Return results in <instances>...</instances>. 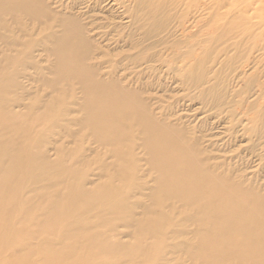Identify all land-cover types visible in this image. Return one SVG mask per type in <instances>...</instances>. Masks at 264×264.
Segmentation results:
<instances>
[{
	"label": "bare ground",
	"instance_id": "6f19581e",
	"mask_svg": "<svg viewBox=\"0 0 264 264\" xmlns=\"http://www.w3.org/2000/svg\"><path fill=\"white\" fill-rule=\"evenodd\" d=\"M229 3L0 0V14L11 15L0 22V264L34 262L31 254L44 259L41 264H124V259L95 258L99 251L137 264H264V184L247 177L236 163L224 167L214 159L231 160L224 155L229 142L217 148L210 139L204 142L203 125L197 128V136L190 137L195 129L181 118L170 120L177 99L167 103L150 95L159 90L166 98L163 92L170 91L169 80L187 92L188 102L197 101L216 115L226 113L233 118L238 107L253 109L251 131L256 137L264 136V104L259 100L264 94V11L256 13L258 23L252 22V15H245L248 8L226 11ZM203 13L204 23L211 24L200 35L196 27ZM222 19L225 22L219 23ZM41 56L49 64L40 73H48L54 85L68 75L85 74L93 79L77 81L83 97L70 105L84 109L85 121L91 126L94 121L98 124L93 134L97 142L122 141L124 135H111L107 127L128 118L130 111L135 114L142 128L140 146L149 156L145 158L148 169L156 172L150 186L145 168V173L137 175L141 158L130 154L131 160L123 165L93 158L99 176L114 171L98 184L111 190L87 189L85 175L58 159L50 160L42 151L27 154L24 144L10 135H22L26 129L12 127L21 116L12 111L15 106L9 105L7 95L23 89L20 78L36 77L38 73L29 66L43 60ZM238 82L246 88H238ZM141 93L147 95L141 97ZM254 94L260 97L248 102ZM90 100L93 104L88 106ZM135 104L147 109L139 111ZM11 141L16 145H9ZM111 152L118 156L123 150ZM24 158L29 165L19 179ZM83 160L80 156L78 162ZM211 168L221 169L222 176L209 180L201 174ZM117 185L132 191L125 193L114 188ZM145 189L150 191L143 193ZM143 197L150 202L141 204V214L135 215L136 203ZM35 205L39 206L38 219L23 224L34 215ZM157 205L165 212L164 224L149 217L155 215L152 208ZM122 228L133 238L130 242L113 240L123 233ZM43 232L53 237H41L39 246L20 237H37ZM160 234L166 238H159ZM233 236L238 239L232 240ZM8 237L15 240L6 241Z\"/></svg>",
	"mask_w": 264,
	"mask_h": 264
},
{
	"label": "rangeland",
	"instance_id": "374dc122",
	"mask_svg": "<svg viewBox=\"0 0 264 264\" xmlns=\"http://www.w3.org/2000/svg\"><path fill=\"white\" fill-rule=\"evenodd\" d=\"M1 1L3 2L4 0ZM228 1L230 2L229 6L227 8H224L226 9V11L232 12L239 8H248V10L250 11H248L245 15H252V22H259L260 18L257 17L256 13H262V11H264V0ZM5 14V12H2L0 14V22L9 20V18L11 17V15H9L8 13L6 15ZM13 16L16 18L21 17L19 13H15ZM199 18L200 21L197 23L198 25L196 28L199 31V34L202 35L209 30L208 28L210 26L208 25H210L211 23H204V20L206 19L204 13L202 14V16L200 15ZM218 22L224 23L225 21L222 19L218 20ZM215 23H217V21H215ZM193 30L195 29L193 28ZM0 31H3V29L1 28ZM6 33L10 35L9 32ZM39 58L43 60H37L38 62H31L29 66L32 68L30 71L38 73L36 77L24 76L20 78V83L23 89L21 91L17 90V92H11L9 95H7V98H9V105L13 104L15 106L14 108H12V111L21 116L15 120L17 124L12 125V127H15L17 125L22 126L26 129L25 133L22 135L21 133H19L18 136H13L12 134L10 135L14 137L15 140H19L24 144L25 152L27 154L29 152L32 154H36L38 151H42L50 160L58 159V161H61L65 167L73 168L76 171L80 172L82 175H85L87 189H91L94 191L100 189L111 190L105 189L104 187L100 188V185L98 184H101L105 179H107L106 176L113 175L114 171L108 170L105 176H99V171L97 165L95 164L96 159L93 158H97V156H99L101 158H106L108 162H113L117 165H123L128 163L129 160H131L130 154H133V156L136 158H141L137 162V165H139L140 167V170H137V175L143 173V171L145 173L147 170L148 173L145 179L147 182H149L150 186V183L156 176V172H154L153 170L150 171L148 169V165L145 158L149 156H147V154L145 153L146 151L143 150V148L140 146L143 136L141 134L142 128L138 124V120L135 114L130 111L128 118H119L116 122H111V126L109 125L107 127V131H109L111 135L114 133L124 135L125 138H122V141L119 140V142L118 140H116V138H112L111 143H109V145L97 142L96 138L93 137V134L98 131V124H96V122L94 121V125L92 124L91 126L89 122L85 121V110L79 109L77 107L78 105L76 104L74 106L70 105V102L80 103V98L83 97L81 90L78 88L77 81H79L80 78H86L90 80V76L85 74L82 76H79L80 74L68 75L62 78L61 83L54 85L48 73L44 72L43 75L40 73L41 67L43 65L47 66L49 62L44 56H41ZM88 62L91 63V61H87L86 63ZM96 77L97 79H99V74ZM90 81H93V79H91ZM166 82L170 84V91L163 92L164 95L166 94V98L162 96V91L159 90L150 92V95L160 97L161 99H164V101H166L167 103H170L173 100L177 99V105H175L174 108L175 112H173V116H170L169 119L174 120L176 118H181V122H183L185 125H188L190 128L195 129V131L190 135V137L197 136V128H201V125H203L205 129V131H203V134L206 135L204 137V142L208 143L210 142V140L214 141L216 143L215 145L217 148H221L220 146L224 145L226 142H229L228 145L225 146L226 152L228 150L229 151L224 155H226V158L231 157V160L224 162L222 160L217 159L216 157L214 159L218 162H222L224 167H226L227 164L229 165L231 164V162H234L244 169V174L247 177H254L258 179V182L260 184H264V136L256 137L251 131L253 125V116L255 113L254 110H247L246 108L240 109L238 107L236 108L237 114L233 118H228L226 113H220L216 115L213 111H206L205 109H203L202 106L197 103V101L188 102L186 99V91L176 87L169 80H166ZM240 86L241 89L246 88L243 82H238L237 87L239 88ZM18 94L20 95L18 96L20 97L19 100H17L16 98ZM146 95L147 94L141 93V97H144ZM134 97L136 99L135 95ZM257 97H260V95H250L247 101L251 102ZM15 98L16 101L14 102L13 99ZM260 98V103L264 104V94H262ZM166 102L164 104H167ZM89 104H93V102L90 100L88 106ZM136 106L138 107L139 111H142V107L144 110L147 109V106L145 105ZM65 111H67L68 114L62 116ZM152 112L156 111L152 110ZM160 120V118H156L157 122H159ZM98 121L99 120H97V123ZM1 124L2 118L0 117V133H2ZM107 131L106 133H108ZM178 142L180 143V145H183L181 139L178 140ZM9 145L15 146L16 144H13L11 141ZM134 147L135 149H133ZM115 148L123 150V153L118 156L112 155L111 151ZM131 148L133 149V151L132 153L128 154L127 152L131 150ZM61 149H63V151L61 152L63 154V157L60 159L59 156L61 155V153L59 151H61ZM213 154L215 153H211L212 157H214ZM236 154H240V156H236ZM80 156H84V160L82 163L78 162ZM232 156L236 157L233 158ZM238 157L240 158L238 159ZM233 160H235L236 162ZM88 161L91 164H88ZM27 165H29L28 160L24 158L21 162V172L19 174V179H22V177L25 175ZM224 167L222 165L220 166V168ZM144 168L146 170H143ZM220 173L223 174L221 169L211 168V170L208 171L203 170L201 174L210 180L212 179V176L221 177L222 175ZM175 179H179L178 176ZM116 184H119V182L116 181ZM114 186L116 185L114 184ZM217 187H219V185H217ZM21 188L23 191L24 187L22 186ZM114 188L121 189V191L125 193L128 192L129 194L132 191L128 186L118 187L117 185V187ZM149 191L150 190L145 189L142 192L147 193ZM45 194L48 197L51 196V193L49 192H46ZM128 199L133 200L131 196ZM157 199L161 200L160 197H157ZM149 202V198L143 197L139 202L136 203L139 204V207L134 208V214H141V204H147ZM178 205L179 203H175L174 207L176 208ZM38 208L39 206L35 205V208L33 209L34 215H29L27 219H24L22 223H35L38 219L35 215L36 211H38ZM152 210H154L155 215L150 214L149 217L155 216L154 219L156 220V223L164 224L166 220L164 218L165 212L162 210L160 205L154 206ZM122 230L123 233L115 238L113 237V240L121 239L124 242H130L133 238L130 235H127V229L122 228ZM45 235L47 234L43 232L37 237L35 236L31 238H26L24 234H22L20 237L22 239L25 238V240H23L24 242L31 243L34 246H37L38 244L39 246L41 237ZM47 236H50V238H52L53 234H49ZM159 238L165 239L166 235L163 236L162 234H160ZM234 239H238V236H233L232 240ZM14 240L15 239H12V237H8L6 239V241L11 242ZM24 254L25 253L21 254L20 256L23 257L25 256ZM5 256H7V254H5ZM30 256L34 260V262H29L26 264H41L44 260L42 258L38 259V256L36 254H31ZM94 257L99 260H105L106 258H109L110 260L124 259V264H137L136 262L130 263L127 258H121L119 257V255L108 256V254L104 251L96 252L94 254ZM184 264H190V261H185Z\"/></svg>",
	"mask_w": 264,
	"mask_h": 264
}]
</instances>
